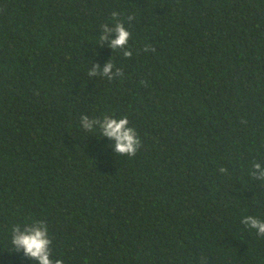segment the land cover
Masks as SVG:
<instances>
[{"label":"trees","instance_id":"1","mask_svg":"<svg viewBox=\"0 0 264 264\" xmlns=\"http://www.w3.org/2000/svg\"><path fill=\"white\" fill-rule=\"evenodd\" d=\"M261 170L264 0H0V264L37 222L53 264H264Z\"/></svg>","mask_w":264,"mask_h":264},{"label":"clouds","instance_id":"2","mask_svg":"<svg viewBox=\"0 0 264 264\" xmlns=\"http://www.w3.org/2000/svg\"><path fill=\"white\" fill-rule=\"evenodd\" d=\"M113 17L118 14L113 12ZM131 19V17L129 18ZM105 35L100 37L101 40H107V33L115 32V39L110 41L109 46L113 49L117 47H124L129 39L130 32L120 22H117L114 29H110L104 26L103 29ZM154 50V49H153ZM125 56L131 55L130 52L125 51ZM113 65L111 62L105 64L103 68V74L107 75ZM96 69L90 73L95 74ZM119 74V73H117ZM111 79V77H110ZM100 123L102 129V136L114 141L115 152L121 155L134 156L140 146V140L137 136L136 130L129 127V120L127 117L120 119H112L105 117L100 121L89 120L87 116L81 117V125L84 129L91 131L93 125ZM254 167L260 170V165L255 164ZM264 178V170H261L260 177ZM252 228H256L258 232L264 235V222H261L253 217H247L245 223H249ZM11 244L16 251H22L24 256L35 260L38 264H53L50 259V239L48 238V229L43 222H37L35 226L25 227L23 231L19 227H14ZM55 264H63L61 260H56Z\"/></svg>","mask_w":264,"mask_h":264}]
</instances>
